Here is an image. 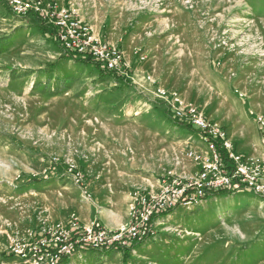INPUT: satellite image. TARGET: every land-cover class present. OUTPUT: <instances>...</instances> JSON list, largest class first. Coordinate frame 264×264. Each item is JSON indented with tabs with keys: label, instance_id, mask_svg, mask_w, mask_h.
Here are the masks:
<instances>
[{
	"label": "rangeland",
	"instance_id": "374dc122",
	"mask_svg": "<svg viewBox=\"0 0 264 264\" xmlns=\"http://www.w3.org/2000/svg\"><path fill=\"white\" fill-rule=\"evenodd\" d=\"M39 1L73 10L126 66L117 77L66 60L34 15L0 0V264H24L8 252L13 239L72 213L118 230L131 193L195 177L212 151L204 130L181 127L177 107L263 157L264 0ZM150 229L135 248L58 264H264V198L243 185L179 205Z\"/></svg>",
	"mask_w": 264,
	"mask_h": 264
},
{
	"label": "built area",
	"instance_id": "2783aa9c",
	"mask_svg": "<svg viewBox=\"0 0 264 264\" xmlns=\"http://www.w3.org/2000/svg\"><path fill=\"white\" fill-rule=\"evenodd\" d=\"M5 1L16 14H40L55 27V37L65 50L91 57L108 71L117 74L125 71L122 52L95 36L90 26L81 21L73 10L57 9L53 4L39 0ZM161 95L164 96L165 91ZM173 100L176 102L178 98L174 95ZM175 116L219 141L225 151L226 161L217 155L213 142L208 143L212 151L211 158L202 161V169L189 181L173 179L155 192L131 193L129 222L120 229L111 232L100 227L94 228L93 224L84 226L72 213L66 224L56 222L39 237L23 241L13 239L8 243V252L24 264H58L78 251L100 250L114 245L129 247L152 234L150 226L153 216L179 205H190L203 199L208 192L219 189L236 191L243 185L264 198V155L252 158L235 150L225 131L209 123L195 108L177 107ZM195 158L201 160L199 155H195Z\"/></svg>",
	"mask_w": 264,
	"mask_h": 264
},
{
	"label": "trees",
	"instance_id": "16d2710c",
	"mask_svg": "<svg viewBox=\"0 0 264 264\" xmlns=\"http://www.w3.org/2000/svg\"><path fill=\"white\" fill-rule=\"evenodd\" d=\"M6 2V1H5ZM6 4H7V7L8 8H11V10H12V7H11V5L8 3V2H6ZM9 4V5H8ZM12 12H13V10H12ZM30 14H32V15H34L35 16V19H36V21H37V30L40 32V33H42L44 36H49V37H51V39H53V41L55 42V43H57L58 45H59V47L61 48V50H62V56H64V58L66 59V60H72L73 62H78V63H81V64H83V65H94L95 66V68L99 71V73L101 74V75H109V76H117L118 77V75L115 73V72H113V71H108L107 69H105L102 65H101V63H99L98 61H96V60H94V59H92L91 57H83V56H79V55H77L75 52H72V51H67V50H65L64 48H63V46L58 42V40H57V38L55 37V27L52 25V24H50V23H48L46 20H44L43 18H42V16L40 15V14H38V13H32V12H28L27 13V15H30ZM176 118L174 117V122L176 123V124H181V123H178L176 120H175ZM186 123H184V125L183 124H181V127H183V128H185V127H187V126H189V127H192V128H195L196 130H197V127H195L193 124H191L190 122H188V121H185ZM202 133V136H203V138L208 142V143H210V142H213V144H214V147H215V151H216V153H217V155L222 159V160H224V162L226 161V155H225V151H224V149L221 147V143L219 142V141H217L216 139H213L212 137H210V136H208L207 134H206V132H204V131H201ZM233 192H235V191H233V190H228V189H219V190H217V191H214V192H208L205 196H204V198H208V197H211V196H221V195H229V194H232ZM203 198V199H204ZM171 210H169V211H165V212H161V213H159L158 215H156V216H153L152 217V221H154V219L156 218V217H160V216H165L167 213H169ZM152 235V234H151ZM150 235V236H151ZM149 236V237H150ZM148 237V238H149ZM147 238H145V239H143V240H141V241H138V242H135V243H132L129 247H126V248H124V249H126V250H129L130 248H135L136 246H139V245H141L145 240H146ZM66 260V261H65ZM67 260L68 259H64L63 261L64 262H67ZM63 262V263H64Z\"/></svg>",
	"mask_w": 264,
	"mask_h": 264
},
{
	"label": "bare ground",
	"instance_id": "6f19581e",
	"mask_svg": "<svg viewBox=\"0 0 264 264\" xmlns=\"http://www.w3.org/2000/svg\"><path fill=\"white\" fill-rule=\"evenodd\" d=\"M89 260L85 258H74L71 264L87 263Z\"/></svg>",
	"mask_w": 264,
	"mask_h": 264
},
{
	"label": "crops",
	"instance_id": "0c3cea01",
	"mask_svg": "<svg viewBox=\"0 0 264 264\" xmlns=\"http://www.w3.org/2000/svg\"><path fill=\"white\" fill-rule=\"evenodd\" d=\"M241 148H242V150H246V148H244V147H241ZM258 157H261V154H259Z\"/></svg>",
	"mask_w": 264,
	"mask_h": 264
}]
</instances>
